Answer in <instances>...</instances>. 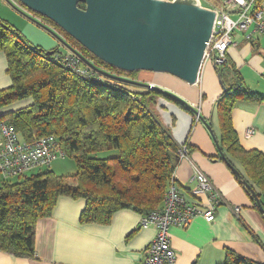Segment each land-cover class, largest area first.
Wrapping results in <instances>:
<instances>
[{"label": "trees", "instance_id": "obj_1", "mask_svg": "<svg viewBox=\"0 0 264 264\" xmlns=\"http://www.w3.org/2000/svg\"><path fill=\"white\" fill-rule=\"evenodd\" d=\"M78 7L84 9V4ZM34 15L96 68L136 79L139 72L126 73L103 63L54 23ZM0 52L11 80L9 87L0 90V109L30 100L28 106L1 115L0 120L9 122L26 142L55 137L59 150L76 164L72 176H58L46 167L30 175L0 177L1 252L35 259V224L51 215L60 196L84 200L82 224H108L123 209L146 216L161 208L182 146L161 122L157 99L164 97L191 113L188 108L160 91L105 78L81 60L85 74L67 68L57 49L45 51L29 44L1 20ZM215 68L221 79L228 70L227 61ZM229 71L232 81L226 84L221 79L222 93L215 102L217 146L224 159H233L242 167L245 181L264 200V155L242 148L231 121L237 101H264V96L251 92L234 68ZM184 147L187 153L193 150L188 142ZM226 264L255 263L228 252Z\"/></svg>", "mask_w": 264, "mask_h": 264}, {"label": "crops", "instance_id": "obj_2", "mask_svg": "<svg viewBox=\"0 0 264 264\" xmlns=\"http://www.w3.org/2000/svg\"><path fill=\"white\" fill-rule=\"evenodd\" d=\"M222 1L208 9L220 7ZM253 38L249 42L241 34L233 35L235 45L227 52L228 70L221 79L226 84L232 81L229 71L232 67L251 92L264 96V34ZM54 48V45L46 47L50 51ZM6 69L5 56L0 52V90L11 84ZM136 79L177 96L198 114L193 116L187 139L193 150L179 158L173 174V184L178 191L185 200L193 202L189 190L194 183L190 179L200 171L221 197L212 223L198 217L187 227L169 229L176 264H226L228 252L250 263L263 264L264 213L254 206L241 183L240 177L245 180L242 167L233 159H222L214 141L219 138L215 102L222 93L216 68L206 63L198 83L193 86L164 73L141 71ZM26 102L30 104L27 100L0 109V116L24 107ZM231 121L242 148L258 150L264 155V101H237ZM248 129L254 130L250 136L246 135ZM261 202L264 205V200ZM84 205L82 199L60 196L51 215L35 224V259L13 257L0 250V264H140L154 239V227L141 228V215L124 209L115 212L108 224H82L79 217ZM234 207H239L240 211L233 212Z\"/></svg>", "mask_w": 264, "mask_h": 264}, {"label": "water", "instance_id": "obj_3", "mask_svg": "<svg viewBox=\"0 0 264 264\" xmlns=\"http://www.w3.org/2000/svg\"><path fill=\"white\" fill-rule=\"evenodd\" d=\"M17 1L30 13L54 23L79 46L115 69L126 73H165L189 86L198 83L203 55L216 14L214 10L202 7L197 0ZM79 4H84V9H80ZM32 21L44 27L41 22ZM47 28L70 53L105 78L160 91L181 102L191 113L164 97L157 99L156 108L161 122L170 129L174 142L179 146L185 145L192 130L193 116L198 115L192 107L153 84L130 81L96 68L60 39L51 28ZM206 128L212 134L207 124ZM214 141L220 157L224 159L216 139ZM234 173L238 175L236 171ZM240 180L253 196L255 205L264 213L261 200L254 190L241 177Z\"/></svg>", "mask_w": 264, "mask_h": 264}, {"label": "built area", "instance_id": "obj_4", "mask_svg": "<svg viewBox=\"0 0 264 264\" xmlns=\"http://www.w3.org/2000/svg\"><path fill=\"white\" fill-rule=\"evenodd\" d=\"M212 10L216 13L215 21L201 69L206 63L217 68L224 66L228 50L235 45L234 34H241L249 42L254 39V35L264 34V0H223L220 7ZM63 55L67 68L81 74L86 73L79 66L80 60L75 55L69 51ZM253 133V129L246 131L247 136ZM187 154L184 146L178 151L179 158H184ZM57 156L64 157V154L59 150L55 137L45 136L26 142L9 122L0 120V177L3 179L49 167ZM190 181L194 183V187L189 190L193 202L185 200L172 182L165 192L161 208L141 216L140 227H154L155 236L140 264H176L177 256L171 246L169 229L175 226L187 227L198 217L207 223L215 220L221 197L214 185L200 171H196ZM239 211V207L233 208V212Z\"/></svg>", "mask_w": 264, "mask_h": 264}, {"label": "rangeland", "instance_id": "obj_5", "mask_svg": "<svg viewBox=\"0 0 264 264\" xmlns=\"http://www.w3.org/2000/svg\"><path fill=\"white\" fill-rule=\"evenodd\" d=\"M221 1L222 0H199V3L204 8H212V4L218 5L219 3H221ZM9 2L10 3H8L7 0H0L1 21H4L9 24L14 30L20 33V35L25 39V41H27L31 45L42 47V49L45 51H50L47 50L46 47L54 45L55 49H57L59 53L66 54L68 52V50L65 48L66 46L62 45L58 38L47 30V25H44V23L41 22V24L44 25V28L43 26L41 27L32 21L33 19L40 22V19H38L34 14L30 13L23 6H21V4L17 0H9ZM56 35L60 39L65 41V39L58 33H56ZM18 103L21 104V102H17L13 105H17ZM27 105V102L23 104L24 107H26ZM104 155L106 154H103L102 156ZM49 170H51L54 174L58 176H72L76 173V164L72 158L66 156H57L50 163ZM38 171L39 169H34L33 171L29 172L28 175L34 174V172L37 173Z\"/></svg>", "mask_w": 264, "mask_h": 264}]
</instances>
